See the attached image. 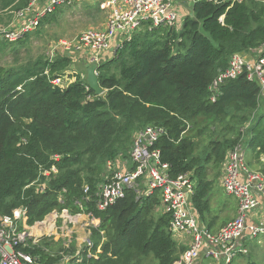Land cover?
Here are the masks:
<instances>
[{"label":"trees","instance_id":"trees-1","mask_svg":"<svg viewBox=\"0 0 264 264\" xmlns=\"http://www.w3.org/2000/svg\"><path fill=\"white\" fill-rule=\"evenodd\" d=\"M220 1L194 3L180 28L147 22L133 32L101 63L100 96L89 88L87 72L71 68L73 55L0 66V218L24 207L28 227L54 211L98 220L92 247L75 264H174L184 251L171 232L170 213L158 211L160 191L130 189L106 211L97 208L100 186L120 158H130L135 135L158 127L166 134L152 149L160 151L172 179L192 173L197 181L192 207L212 229L210 172L219 177L229 151L246 140L247 156L264 155L259 83L244 74L226 81L215 101L210 91L234 55L264 47V4ZM29 2L0 0V10L21 11ZM21 44L0 41V53L17 59ZM63 78L71 82L53 83ZM205 136L209 140L200 146ZM32 241L27 238L18 249L37 264L65 258Z\"/></svg>","mask_w":264,"mask_h":264},{"label":"built area","instance_id":"built-area-1","mask_svg":"<svg viewBox=\"0 0 264 264\" xmlns=\"http://www.w3.org/2000/svg\"><path fill=\"white\" fill-rule=\"evenodd\" d=\"M201 0H30L20 11L22 24L16 30L0 31V38L16 43L29 32L37 29L40 23L58 9L76 4L96 3L107 13V23L103 29L87 30L73 41H60L52 48L51 59L58 55L75 56L82 54L90 64H101L114 54L124 41L131 38L145 23L156 28H180L183 8ZM219 4L220 0H207ZM234 5L264 0H223ZM236 54L228 69L222 72L210 87L212 101L221 95V86L229 80L246 75L248 81L257 82L264 96V51ZM112 49H115L112 51ZM253 52V51H252ZM69 78L55 80L56 85L65 86ZM166 134L164 128L149 127L134 137L130 151V163L122 170L115 171L111 178L100 186L97 208L106 211L127 191L143 190L151 195L161 192L162 208L171 215V232L175 240L191 238V243L174 264H197L200 259L213 260L217 264H233L234 261L249 255L247 243L264 237V174L252 170L247 163V153L242 145L230 150L223 168L221 186L228 196L238 203L237 216L219 231L207 229L193 209L191 199L197 189V181L192 173L172 179L169 166L162 162L159 150L152 146ZM130 165L132 168L130 169ZM56 172L55 169H53ZM86 188L85 193H88ZM261 217V221L254 220ZM28 210L20 208L13 215L0 218V264H37L31 255L18 249L27 238L33 240L27 231ZM259 221V223L257 222ZM21 225L25 232H20ZM67 260V257H65Z\"/></svg>","mask_w":264,"mask_h":264},{"label":"rangeland","instance_id":"rangeland-1","mask_svg":"<svg viewBox=\"0 0 264 264\" xmlns=\"http://www.w3.org/2000/svg\"><path fill=\"white\" fill-rule=\"evenodd\" d=\"M16 4H19V2ZM192 6L191 4L189 8L185 9L183 16L188 15L192 11ZM97 8L96 3H82L69 8L58 9L52 19L42 23L37 29L26 33L21 38L24 44L17 46L18 49L22 50V54L17 59L13 55H6V53L1 52L0 66L8 67L15 65V63L22 64L38 57H51L52 48L60 41H73L87 30L103 29L108 20L107 13L97 10ZM19 13L20 11L14 7L0 10V31L16 30L17 26L22 24ZM181 23L182 19L180 21ZM0 41H4V39L0 38ZM7 53L12 54L11 48L7 50ZM250 54L252 56L258 55L257 51H253ZM73 59V65L77 66V71L79 73H86V69L79 64L84 59V56L77 54L73 56ZM261 104V109H263L264 97L261 99ZM208 140V136L201 138L200 146L206 144ZM247 146L248 142L246 140L244 142V148L246 149ZM127 155L128 152L126 153ZM129 159L128 157L120 158L111 173L113 174L115 171L122 170L123 166L129 165ZM248 161L251 162V167H249L252 170L261 172L262 166L264 165V155L259 159L255 158L253 154L251 156L248 155ZM222 175L223 172L219 177H215L210 172V178L215 181L214 190L210 196L212 216L215 217V222L223 219L226 220L229 217L227 213L229 208L237 202L234 197L228 196L220 186ZM88 217L83 214L71 215L67 210L61 213L54 211L44 221L29 227L27 231L33 235L32 244L39 245L47 251L55 253V256L65 254L64 257H67V260L64 258V261L61 260L57 264H75L72 261L75 259L78 260L81 256L80 253L84 249L92 247L94 241L93 230L100 225L98 220ZM262 225L264 226V223ZM258 239L262 243L259 244L257 240L252 241L248 247L250 254L237 258L233 264H248L250 261L256 262L257 264H264V238L259 236ZM72 251L75 252V255H72ZM204 263L217 264L212 260H206Z\"/></svg>","mask_w":264,"mask_h":264},{"label":"crops","instance_id":"crops-1","mask_svg":"<svg viewBox=\"0 0 264 264\" xmlns=\"http://www.w3.org/2000/svg\"><path fill=\"white\" fill-rule=\"evenodd\" d=\"M186 8H189L188 6H186L185 8H183V12L185 11V9ZM85 63H87V61H86V58H84V59H82L81 61H80V63L79 64H81L82 66H83V68L85 69ZM75 70L77 71V66H75ZM80 74H84L85 75V73H80ZM87 76V75H86ZM132 168V165H130V169ZM221 186V185H220ZM222 187V186H221ZM146 191V190H145ZM224 205H225V203H224ZM163 209H162V206H161V208H159L158 209V211H162ZM228 218L226 219V220H220V221H217V222H215L214 221V216H212V210H211V212H210V214L208 215V217L209 218H211L212 220H213V224H212V229H210V231H213V232H217V231H219L224 225H226L229 221H231L232 219H234L236 216H237V213H238V203L236 202V204L235 205H232L230 208H229V210H228ZM87 216V215H86ZM88 217V216H87ZM89 218V217H88ZM254 220H259V221H261L262 219H261V217H254ZM259 221H257L258 223H259ZM200 222H201V220H200ZM202 223V222H201ZM206 226H208L207 224H206ZM31 234V233H30ZM31 236H33L32 234H31ZM262 238H264V237H262ZM57 239V238H56ZM176 242L178 243V245H179V247L183 250V251H185V250H187V248H188V246L190 245V243H191V238L190 237H188V236H186L184 239H178V240H176ZM251 242H249V243H247V245H248V247H249V244H250ZM258 243L259 244H261L262 243V241L261 240H258ZM206 260H209V259H204V258H202V259H200V261H199V264H203L204 263V261H206ZM205 264V263H204ZM207 264V263H206Z\"/></svg>","mask_w":264,"mask_h":264},{"label":"water","instance_id":"water-1","mask_svg":"<svg viewBox=\"0 0 264 264\" xmlns=\"http://www.w3.org/2000/svg\"><path fill=\"white\" fill-rule=\"evenodd\" d=\"M185 6L189 7V4L187 3ZM115 49H112L114 51ZM108 58V57H107ZM101 64H90V63H85V69L87 72V83L89 85V88L93 90L97 96L103 95L104 90L102 89L100 83H99V77H98V69ZM71 68L74 70L75 65H72ZM199 264V262L197 263Z\"/></svg>","mask_w":264,"mask_h":264}]
</instances>
